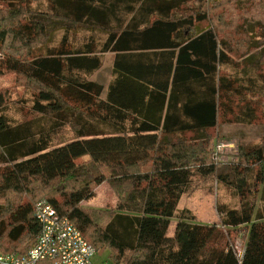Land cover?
Returning <instances> with one entry per match:
<instances>
[{"label":"trees","instance_id":"16d2710c","mask_svg":"<svg viewBox=\"0 0 264 264\" xmlns=\"http://www.w3.org/2000/svg\"><path fill=\"white\" fill-rule=\"evenodd\" d=\"M1 1L0 76L34 86L36 116L14 123L0 91V252L31 250L41 232L35 206L46 199L115 264H264V207L256 210L253 195L264 202V140L221 165L210 135L220 123L257 120L261 46L240 53L217 24L201 29L199 14L213 18L210 0H50L46 12ZM106 54L114 55L107 87L91 80ZM67 127L75 135L62 140ZM195 177L235 189L241 208L220 207L219 225L195 223L178 210ZM105 182L116 208H84ZM221 227L247 230L241 255Z\"/></svg>","mask_w":264,"mask_h":264},{"label":"rangeland","instance_id":"374dc122","mask_svg":"<svg viewBox=\"0 0 264 264\" xmlns=\"http://www.w3.org/2000/svg\"><path fill=\"white\" fill-rule=\"evenodd\" d=\"M33 11L46 12L49 10L50 0H23ZM3 1L0 0V8L4 9ZM4 7V8H3ZM206 9L211 10V17L199 14L197 16L198 26L203 29L209 26L217 27L222 33V37L230 43L235 44L240 53L248 52L254 46H261L264 50V26L260 23L264 21L259 14H264V3L255 5L249 3H239L238 0H210ZM260 21V22H258ZM254 28L249 31V27ZM249 26V27H248ZM239 27V28H238ZM248 28V29H247ZM64 31L55 34V44H60ZM71 40L79 41L84 36L82 33H71ZM97 38L103 41L105 36L102 33L97 34ZM259 53V52H258ZM257 53V55H258ZM260 56V55H258ZM113 54L103 56V67L96 72L91 80L104 84L105 87L112 81ZM230 72H234L229 69ZM0 91L7 94L10 99L9 108L6 111L8 117L15 123L31 119L36 115L32 113L34 86L22 77L13 73H7L0 76ZM257 120L252 125H232L223 124L210 132L212 138L213 161L221 165L233 164L238 162L239 149L242 145L256 146L264 140V105L261 108ZM110 132L111 129H108ZM75 132L73 128L67 127L60 138L67 140L73 138ZM189 137V136H188ZM256 170L250 176V181L255 180ZM254 192L256 210L264 207L262 194L258 196ZM40 195V194H39ZM254 196L250 197L253 198ZM17 197L11 195V198ZM26 196L24 199H27ZM118 198L109 182H105L96 188V197L90 201L84 202L82 206L88 210H109L115 209ZM240 209V196L235 189L224 185L215 178L204 179L195 177L191 192L185 194L179 203L178 210L190 211L195 217V223L203 225L221 224L219 208ZM177 219L171 221L168 234L172 236L175 233ZM223 233L231 234V240L235 245L239 255L245 248V228L237 231L227 230L221 227ZM230 237V235H229ZM95 264H115L111 258L109 250L98 252L95 257Z\"/></svg>","mask_w":264,"mask_h":264},{"label":"built area","instance_id":"2783aa9c","mask_svg":"<svg viewBox=\"0 0 264 264\" xmlns=\"http://www.w3.org/2000/svg\"><path fill=\"white\" fill-rule=\"evenodd\" d=\"M34 216L41 227L34 246L23 255L0 252V264H95L96 248L48 200L36 204Z\"/></svg>","mask_w":264,"mask_h":264},{"label":"crops","instance_id":"0c3cea01","mask_svg":"<svg viewBox=\"0 0 264 264\" xmlns=\"http://www.w3.org/2000/svg\"><path fill=\"white\" fill-rule=\"evenodd\" d=\"M173 221V220H172Z\"/></svg>","mask_w":264,"mask_h":264}]
</instances>
